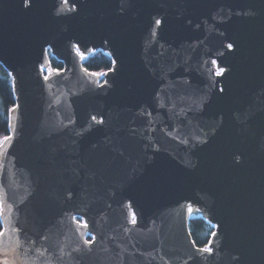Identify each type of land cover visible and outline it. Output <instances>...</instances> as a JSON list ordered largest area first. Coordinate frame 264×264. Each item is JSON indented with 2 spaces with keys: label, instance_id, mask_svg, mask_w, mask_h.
I'll return each mask as SVG.
<instances>
[{
  "label": "water",
  "instance_id": "1",
  "mask_svg": "<svg viewBox=\"0 0 264 264\" xmlns=\"http://www.w3.org/2000/svg\"><path fill=\"white\" fill-rule=\"evenodd\" d=\"M0 61V264H264V0H0ZM192 114L225 121L187 142L172 125Z\"/></svg>",
  "mask_w": 264,
  "mask_h": 264
},
{
  "label": "trees",
  "instance_id": "2",
  "mask_svg": "<svg viewBox=\"0 0 264 264\" xmlns=\"http://www.w3.org/2000/svg\"><path fill=\"white\" fill-rule=\"evenodd\" d=\"M84 66L94 72L108 70L113 66V58L104 51H95L84 60ZM64 62L54 56L51 57V69H62ZM16 105V94L12 73L0 61V138L10 134V111ZM0 202V232L3 230ZM189 228L197 246L205 247L211 241L214 226L202 215L193 214Z\"/></svg>",
  "mask_w": 264,
  "mask_h": 264
},
{
  "label": "flooded vegetation",
  "instance_id": "3",
  "mask_svg": "<svg viewBox=\"0 0 264 264\" xmlns=\"http://www.w3.org/2000/svg\"><path fill=\"white\" fill-rule=\"evenodd\" d=\"M238 36V34L234 31H229V34L227 37H230L228 40L225 41V47L228 50H234L235 49V44L234 42L231 40L233 37ZM229 45H231L232 47L230 48ZM98 51V50H96ZM100 51V49H99ZM106 52L108 55H110L112 58L113 56L111 55L110 52H108V50H101ZM95 52V51H93ZM91 54V53H90ZM88 55H83V64H84V60ZM115 60L113 58V66L108 69V70H103V71H99L98 73V82L100 85L106 84L110 82L109 76L112 74L111 71H115L116 72V67H114ZM118 65V63L116 64ZM211 71H213V76H219L216 80L218 87L220 89V91H224V84L222 79L220 78V76L225 72V70L227 72H229L231 69L230 67H224V66H220L219 65V59L217 57H212L211 58ZM64 68V67H63ZM44 73L48 74L53 70H58V69H51L50 66L48 67H44L43 68ZM190 79V78H189ZM216 79V78H215ZM95 120L96 121H103L102 117H99L97 115H95ZM225 118L223 115H221L218 118H214L211 117L209 115L207 116H198V115H187V116H183V115H177L174 116V120H173V125H172V130L179 134L181 137H183L185 139V141L190 142L192 140V137L194 136V133L199 130L201 133L207 134V136H209V134H214L219 130V127L224 123ZM165 129H169L170 126L168 125H164ZM132 222H137L138 221V216L136 215V213H132V217H131ZM81 221H83V218L81 219ZM206 247V246H205Z\"/></svg>",
  "mask_w": 264,
  "mask_h": 264
},
{
  "label": "built area",
  "instance_id": "4",
  "mask_svg": "<svg viewBox=\"0 0 264 264\" xmlns=\"http://www.w3.org/2000/svg\"><path fill=\"white\" fill-rule=\"evenodd\" d=\"M100 50H102V49H100ZM94 51H96V50H94ZM93 52V51H92ZM108 52H110V51H108ZM189 208H190V210L192 211L193 210V206L191 205V204H189ZM203 215V214H202ZM205 219H207L213 226H214V231H213V233H212V236H211V240H212V238H213V235H214V233L216 232V224L215 223H213L212 221H210L208 218H206L205 216H203ZM211 242V241H210Z\"/></svg>",
  "mask_w": 264,
  "mask_h": 264
},
{
  "label": "snow or ice",
  "instance_id": "5",
  "mask_svg": "<svg viewBox=\"0 0 264 264\" xmlns=\"http://www.w3.org/2000/svg\"><path fill=\"white\" fill-rule=\"evenodd\" d=\"M229 47L231 48L232 46L229 45ZM94 119H95V118H94ZM10 139H11V137H5V138H4V141L10 140ZM0 235H2V233H0ZM205 251H209V249H205ZM2 264H7V262H2Z\"/></svg>",
  "mask_w": 264,
  "mask_h": 264
},
{
  "label": "rangeland",
  "instance_id": "6",
  "mask_svg": "<svg viewBox=\"0 0 264 264\" xmlns=\"http://www.w3.org/2000/svg\"><path fill=\"white\" fill-rule=\"evenodd\" d=\"M3 139V138H2ZM2 139L0 138V144H1V142H2ZM208 246V245H207Z\"/></svg>",
  "mask_w": 264,
  "mask_h": 264
},
{
  "label": "bare ground",
  "instance_id": "7",
  "mask_svg": "<svg viewBox=\"0 0 264 264\" xmlns=\"http://www.w3.org/2000/svg\"><path fill=\"white\" fill-rule=\"evenodd\" d=\"M207 247V246H206Z\"/></svg>",
  "mask_w": 264,
  "mask_h": 264
}]
</instances>
